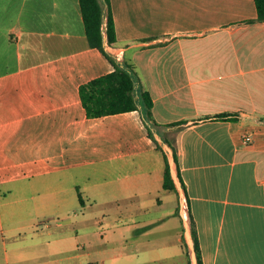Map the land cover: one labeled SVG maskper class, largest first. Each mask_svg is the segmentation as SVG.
I'll return each mask as SVG.
<instances>
[{
    "label": "crops",
    "instance_id": "obj_1",
    "mask_svg": "<svg viewBox=\"0 0 264 264\" xmlns=\"http://www.w3.org/2000/svg\"><path fill=\"white\" fill-rule=\"evenodd\" d=\"M100 1L103 26L110 12L115 27L107 51L133 64L167 125L159 132L174 138L202 264H264L254 0ZM112 70L87 41L79 0H0V264H112L115 246L147 248L145 230L170 217L179 226L175 245L162 241L164 259L188 264L179 192L162 187L164 160L140 109L88 117L81 104L79 86ZM222 112L233 118L212 117ZM58 215L66 221L46 222ZM149 253L136 255L162 259Z\"/></svg>",
    "mask_w": 264,
    "mask_h": 264
},
{
    "label": "trees",
    "instance_id": "obj_2",
    "mask_svg": "<svg viewBox=\"0 0 264 264\" xmlns=\"http://www.w3.org/2000/svg\"><path fill=\"white\" fill-rule=\"evenodd\" d=\"M105 1L108 2V0ZM254 4L257 15L255 20L264 21V0H254ZM79 5L89 45L101 51L113 66L112 71L94 77L79 86V96L86 115L99 117L140 109L147 135L155 143L156 149L162 152L164 160L162 187L179 192L183 209H181L182 239L187 262L188 264H202L194 221L188 211V197L180 173L174 138L169 134L159 132L161 126L167 125L154 120L151 97L147 91L139 89V78L133 64L126 60L120 61L107 51L105 43L112 44L116 40L111 13H108L107 24L103 26L101 25L103 24V11L100 0H79ZM249 21L252 22L254 19ZM138 98L142 104L140 108ZM212 117L233 118L232 114L226 112Z\"/></svg>",
    "mask_w": 264,
    "mask_h": 264
},
{
    "label": "rangeland",
    "instance_id": "obj_3",
    "mask_svg": "<svg viewBox=\"0 0 264 264\" xmlns=\"http://www.w3.org/2000/svg\"><path fill=\"white\" fill-rule=\"evenodd\" d=\"M169 207H152L150 213L146 215V218H151L157 220L158 218L162 217L163 215H167L169 212L167 211ZM183 210V209H182ZM184 217V216H183ZM171 219H167V222L163 224H158L156 223L155 226H152L149 229V232H144V236H149L150 241L149 245L147 248H141L137 246L138 241L135 240L133 243H128L123 247L120 246H115L114 250L117 252L118 258L116 259L115 263L112 264H182V255L179 254L176 257H170V259H164V247L163 246V240L167 239L171 244L169 245H175L176 241V236H177V227L179 226L178 220H174L175 218L170 217ZM169 220V221H168ZM51 224H58V223H63L66 221V218H63L61 215L58 216H53L49 220H46V222ZM166 221V220H165ZM166 230H163L165 229ZM161 234H166L165 237H161ZM111 249V253L114 252L111 246L108 247ZM150 249L149 257L151 258H162L161 260H156V261H142L138 259V256L136 253L139 254L140 258H145L147 257V250ZM132 251L135 252V255L133 256L134 259H126V258H131L130 256H125L123 255L120 256L121 252L131 253ZM3 252V248L0 245V256L1 253ZM96 254V253H95ZM55 257H58L59 254H55ZM111 262H105V264H110ZM84 264H89L88 260L86 259ZM186 264V263H185Z\"/></svg>",
    "mask_w": 264,
    "mask_h": 264
},
{
    "label": "built area",
    "instance_id": "obj_4",
    "mask_svg": "<svg viewBox=\"0 0 264 264\" xmlns=\"http://www.w3.org/2000/svg\"><path fill=\"white\" fill-rule=\"evenodd\" d=\"M245 140H247V141L250 140V135H246Z\"/></svg>",
    "mask_w": 264,
    "mask_h": 264
},
{
    "label": "bare ground",
    "instance_id": "obj_5",
    "mask_svg": "<svg viewBox=\"0 0 264 264\" xmlns=\"http://www.w3.org/2000/svg\"><path fill=\"white\" fill-rule=\"evenodd\" d=\"M106 24H107V22H106ZM101 25H104V23L103 24H101ZM104 28V27H103ZM105 29V28H104ZM103 31V30H102ZM167 138V137H166ZM162 153V152H161ZM177 212V211H176Z\"/></svg>",
    "mask_w": 264,
    "mask_h": 264
}]
</instances>
